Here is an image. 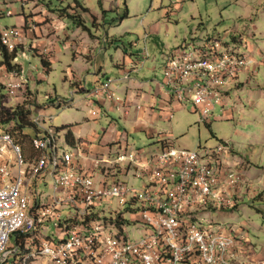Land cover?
<instances>
[{
    "label": "built area",
    "instance_id": "built-area-1",
    "mask_svg": "<svg viewBox=\"0 0 264 264\" xmlns=\"http://www.w3.org/2000/svg\"><path fill=\"white\" fill-rule=\"evenodd\" d=\"M0 45L8 53L18 49L14 64L28 56L21 26H0ZM251 62L237 47L201 39L171 49L159 85L171 105L190 101L206 121L225 104ZM4 73L13 110L29 99L27 75L23 67L17 75ZM90 94L112 99L110 80ZM90 113L95 118L98 110ZM33 121L38 130L31 138L35 154L30 158L9 132L0 130V264H264V258L252 257L242 226L228 233L203 218L208 209L237 206L243 187L252 189L239 164L229 159L230 144L201 152V144L177 148L166 140L148 157L142 150L129 153L125 144L116 154H93L86 169L64 130L43 126L45 116ZM119 173L152 179L138 187ZM41 174L49 194L38 192ZM108 197L118 198L133 215L121 209L99 212Z\"/></svg>",
    "mask_w": 264,
    "mask_h": 264
},
{
    "label": "rangeland",
    "instance_id": "rangeland-1",
    "mask_svg": "<svg viewBox=\"0 0 264 264\" xmlns=\"http://www.w3.org/2000/svg\"><path fill=\"white\" fill-rule=\"evenodd\" d=\"M46 1L52 2L54 8L72 5L75 9L78 7L76 2H79L89 10L85 24L77 26L72 19L67 23L75 41L84 36L92 47L94 60L88 69L90 74L81 73L82 77H89L86 88L90 91L107 78L111 88L115 86L119 80H116L118 70L113 63L119 61L123 51L142 53L143 71L161 78L165 59L172 48L197 43L201 39L225 42L253 59L237 84L229 89L225 104L218 105L208 120L201 121L200 111L189 101L184 105L175 102L171 108H162L160 116L147 124L135 120L133 108L125 115L123 106L116 107L114 102L97 107L95 119L90 115V106L77 103L82 94L74 91L69 73L71 66L77 65L72 57L74 46L59 48L49 56L52 69L48 74L35 55L36 50L32 54L30 50L29 61L26 57L20 59V66L28 75L31 91L28 101L33 102L30 119L45 116L43 126L60 129L72 124L78 130L76 125H80L81 133L92 131L102 135L103 141L112 145L113 154L118 152L120 142L128 143L129 153L142 150L147 157L166 140L177 148L195 149L201 144V152L204 147L230 144L233 147L231 159L239 164L237 168L252 183V189L243 187L237 206L208 209L203 218L221 224L228 233L233 231V226H242L244 236L253 246L252 257L264 258V0H179L178 3L174 0ZM125 6L127 16H124ZM22 8V0H0V13L3 14L0 25L17 26ZM9 9L13 15L6 14ZM27 10L29 12L30 7ZM150 28L155 29L157 35L145 36V31ZM1 77L5 76L0 74V84L4 81ZM5 93V89L0 88V105L11 110L14 103ZM49 116H54L52 122L48 121ZM24 132L31 138L37 134L30 126L25 127ZM94 141H98L96 136ZM43 175L38 179V192L49 194L51 189L44 185ZM118 177L142 187L151 176L142 173V178H137L133 173L128 176L119 173ZM120 209L133 215L119 204L118 198L108 197L98 206L99 212L105 215ZM126 216L130 217V214Z\"/></svg>",
    "mask_w": 264,
    "mask_h": 264
},
{
    "label": "crops",
    "instance_id": "crops-1",
    "mask_svg": "<svg viewBox=\"0 0 264 264\" xmlns=\"http://www.w3.org/2000/svg\"><path fill=\"white\" fill-rule=\"evenodd\" d=\"M178 1L179 0H174L175 3H178ZM22 3L23 12L18 15L19 20L17 26H21L24 31L28 48V56L26 57L28 61L30 59L29 48L36 50V56L39 58L41 57L51 62L49 56L55 54L59 48L74 46L75 49L73 50L72 57L74 58L73 63H77V65H72L69 69V73L73 78V83L71 85L74 87V91L82 94L77 103L90 106L89 109L91 111L97 107H102L105 102H114L116 107L123 106L125 115L129 114L130 109L133 108L135 120L139 123L144 122L146 124L153 123L156 116H160L159 111L163 110L162 108L173 107L174 104L171 105L164 92L161 91L159 85L162 79L161 76L148 75L143 71V68H141L143 64L142 53H127L123 51L122 55L119 56V61L113 63L118 70L116 80L119 81L112 88L114 92V97L112 99H95L89 96L91 95V91L86 88V86H88L87 79H89L87 75L90 74L88 69L93 66L94 60V57L91 55L93 50L89 41H87L84 36L77 39V41L70 36L71 30L67 23L69 17L66 13L60 11V8H54L52 2L46 0H22ZM70 6L69 13L77 12L76 14L80 15L83 24H85L88 18L86 16L88 11L81 10L82 8L80 6L76 7V9L74 6ZM28 7H30V11L28 12L27 10L26 12L25 10L28 9ZM150 34L157 35V31L153 28H150L148 32L145 31V36H149ZM32 53L33 52H31V54ZM84 71L87 72V75L82 77L81 73ZM0 74H3V76L6 75L1 66ZM126 74H128L127 78L125 77ZM1 78H7V76ZM30 81L29 79V82ZM115 94L118 95L117 98ZM137 104L141 106L140 109L137 108ZM125 108L128 110L127 114L125 113ZM76 128L78 130H75V126L71 124L70 129L75 142L74 145H71L74 146L75 154L77 151L82 153L80 155L81 167L86 169L89 168L91 163L90 158L93 154H106L110 152L109 150H113L110 143L103 141L102 135L98 136L92 131L81 133L80 125L79 127L76 125ZM63 130L65 132L67 131L66 128ZM95 136L98 139L97 142L94 141ZM125 144L128 143L120 142V146H124ZM229 159L232 162L235 161V159Z\"/></svg>",
    "mask_w": 264,
    "mask_h": 264
},
{
    "label": "trees",
    "instance_id": "trees-1",
    "mask_svg": "<svg viewBox=\"0 0 264 264\" xmlns=\"http://www.w3.org/2000/svg\"><path fill=\"white\" fill-rule=\"evenodd\" d=\"M76 3L78 6L82 7L84 9V11H89L88 8L84 7L81 3H79V2H76ZM70 8H71V6L68 5V6L61 7L59 10L62 11L63 13L68 14L69 19H72L75 22V24H78V25L83 24L82 19L80 18V15H78L76 13H69ZM127 15H128V9H127V6H125L124 7V16H127ZM2 16H3V14L0 13V17H2ZM234 40L237 41L235 38H234ZM17 50L18 49H15L14 51L8 53L0 45V51L2 54V59L0 60V66L2 67V70L6 71L8 73H13L15 75H17L19 73L20 68H21L19 64H14L12 62V59L14 58V56L17 53ZM30 50H31V48H29V52H30ZM33 51H34V49H32V52ZM40 63L44 68L45 74H48L52 69L51 68V62L40 57ZM0 88H4V85L0 84ZM26 88H27L28 94H31L28 83L26 85ZM29 98H30V96H29ZM32 100H33V98H32ZM32 103H33L32 101L26 100L25 104H22V105L18 104V105H16V107L13 110L6 109L0 105V116H1L0 130L9 132L11 134L13 141L21 146L22 151H23L24 155L26 156V158L32 157L35 154V152L33 151V148L31 146V136L24 132V128L27 126H30V127H33L36 132L38 130L35 122L29 118L31 110L27 106L29 105V107L31 108ZM2 111H4V113ZM8 113H9V115H8ZM70 127H71V124L63 126L62 129H64V128L67 129V131L65 132V136L67 139L66 141H68L70 144L74 145V143H75L74 137H73V134H72Z\"/></svg>",
    "mask_w": 264,
    "mask_h": 264
}]
</instances>
